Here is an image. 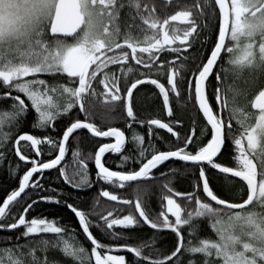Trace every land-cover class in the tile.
Instances as JSON below:
<instances>
[{
	"label": "snow or ice",
	"instance_id": "6c2138e0",
	"mask_svg": "<svg viewBox=\"0 0 264 264\" xmlns=\"http://www.w3.org/2000/svg\"><path fill=\"white\" fill-rule=\"evenodd\" d=\"M54 7L55 0H0V182L10 189L0 198V232L11 234L0 254L7 260L0 258V264H264V212L256 210L264 208V197L246 204V195L232 197L215 182L224 176L238 179L225 171L236 166L238 141L229 135L233 125L223 120L218 104L223 77L216 67L223 53L204 82L209 107L214 115L220 114L223 124L215 147L210 149L212 126L195 102V76L191 102L196 118L186 132L175 110L161 121L164 127L140 120L133 97H127L124 107L126 93L118 101L123 127H117L109 94L93 95L91 89L77 92L78 78L53 72L47 62L33 64L32 49L20 43L23 37L13 30L14 17L23 11L34 32L45 20L50 31ZM32 34L26 33L28 40ZM214 48L215 44L196 69L197 75ZM182 105L178 96L169 107ZM127 109H132L131 114ZM196 120L203 122L199 128ZM82 138L91 143L92 151L79 150ZM128 143L136 146L135 154ZM230 149L228 165L223 160ZM110 160L118 161L115 168ZM177 163L179 167L172 166ZM46 170L57 172V180L62 181L58 189L45 186ZM177 176L184 177L186 187L174 183ZM97 184L100 190L93 192L89 204L80 193L94 190ZM119 190L134 192L135 200L118 195ZM154 192L157 199L152 201ZM100 198L115 206L101 208ZM42 206L57 210L46 217L38 211ZM65 208L73 225L55 219ZM205 223L209 232L201 236L200 226ZM144 230L151 236L133 235ZM36 234L54 237L38 239ZM165 236L171 242L161 249L157 245Z\"/></svg>",
	"mask_w": 264,
	"mask_h": 264
},
{
	"label": "flooded vegetation",
	"instance_id": "af4514ba",
	"mask_svg": "<svg viewBox=\"0 0 264 264\" xmlns=\"http://www.w3.org/2000/svg\"><path fill=\"white\" fill-rule=\"evenodd\" d=\"M113 1L116 0H112L111 3ZM187 1H191V0H187ZM174 3H175L174 1L166 2L162 0H142L141 2L142 5L139 13V26H140L139 34L133 37L129 35L120 36L118 32L115 31L114 20L116 18L114 17V14H112L111 16L112 30L109 29V31H106V33L108 34L103 35L101 37V41L103 45H101V47L97 48L95 51L94 49H90L88 51L85 50L87 53L94 52L93 55L95 57L94 60L87 67L84 78H82L80 75L77 74L67 73L71 75V77L78 78L80 86L77 89V92L80 91V88H83V85L84 86L86 84L97 85L98 87L96 89L97 90L101 89L102 92L101 97H104L105 94H109L107 96V99H109L115 105V111L112 115L113 117H116V119L119 118V114L121 112V106L118 103L121 97V93L127 94V96L125 97V105H124L125 108H127V97H133L134 106H135L136 104L135 101H137V99H136V94L134 95L133 90L136 91V89L140 85L142 88L140 90L143 91V89L145 90L148 89L149 93L153 95L152 98L158 99L159 102H161V104L163 105L164 112L167 113V116H171L173 114V108L169 107V104L170 103L173 104L174 100L176 101V97L179 96L183 101V105L181 107L183 106L185 107L188 101L191 102V84H192L193 76H195L196 74L197 68L196 66H194L193 67L194 69L191 70L190 72L187 71L185 75H182V72L184 68H188L186 62L192 61V63L194 64L197 63L201 58L202 59L200 62H202L206 57L205 54L204 55L197 54L198 56L194 55V57L192 58L190 54L194 52L197 43L201 39L203 30L207 26L208 17L207 16L201 17L199 19L200 21L199 23L194 22V20L189 21L188 22L189 24L192 23L191 28L185 33H179L177 29H175L174 27L177 26L176 23L177 20L179 19L183 20L182 19L183 16H181V14L176 15V20H175ZM229 3L231 6V17H232L233 9L230 0ZM112 4L114 9V2ZM193 17H196V15L194 14V12H191L190 18ZM221 21H222V16L220 18V23ZM183 23L186 24L184 20ZM220 29H221V24H220ZM231 30H232V23H231ZM231 30H230L227 46L229 41L230 42L234 41L231 36ZM77 34L74 37H61L57 35L53 37V39L62 38L70 41L74 39L77 36ZM257 37H262V35H259ZM235 44L237 45L238 43L235 42ZM227 46L216 68V71L219 72L220 75L223 77V79L220 81L219 84L221 92H220L218 104L220 106L221 112L223 113V120L227 121L230 125H232V122H234V124L236 125L235 129L233 127L234 129L232 131L233 134H231L230 136H235L236 139V136H238L237 132L239 131L240 126H244L247 129L246 132L247 134L244 135V137L242 138L244 141H240L241 139L240 140L236 139V141H238V147H243L244 149L248 148L252 151H257L261 147V144L264 143L263 142L264 138H260V140L258 141V145L256 147H251V145L249 144L250 141L247 140V137L250 133L249 125L247 123L244 122L241 123L237 121L232 114L233 103L231 99L232 98L231 89L232 90L234 89L231 86L227 87L226 84H230L233 82L235 84H240V83L248 84V81H245L247 77L244 76L243 78L242 76H240L241 78L239 80L238 79L239 75H236L240 73L239 70L238 71L236 70L237 67H234L235 70L233 69V67H231L232 61H234L233 57L237 54V52L240 51V48L239 51L236 50L237 51L236 52L235 50H233L234 48L232 49L233 45L232 47L230 46L229 47L230 49L228 50H227ZM170 53H173L175 55H169ZM255 59H258V56H256L254 60ZM257 63H254L253 67L256 66ZM223 69L226 70L233 69L238 73L236 72L235 75L224 76L222 75ZM51 70H56V69L51 68ZM58 71L66 73L65 71H63L62 66H61V70ZM133 73L138 74V78L141 79L135 85H132L130 88H127L129 81L132 78L136 77L134 75L132 76ZM199 75L195 76L196 104H197L196 82ZM256 78L258 79V77L254 76L252 78L253 82L252 83L250 82V84L255 88V92H253L251 96L252 97L254 96L255 98L258 97V95H256L257 92L264 88V84H263L262 88L259 89L258 87L259 80H257ZM262 82L264 83V78L262 79ZM181 83H187L186 91L183 88V91L181 92L182 90ZM242 100L244 101L241 93V95H238V98L236 99L238 103L237 105L243 106L245 103L241 104L240 102H242ZM206 106L212 112V110L209 107L207 98H206ZM127 110L129 111V114H131L132 109H127ZM174 110L178 111L179 109H174ZM256 112H259L258 108ZM219 116L220 114L217 113L214 115V118L219 125L223 126ZM165 119L166 118L157 117L155 119L153 118L148 121L154 122L159 127H164V125L161 124V121ZM169 131H171V129H169ZM112 142H114V140ZM227 154L228 153H226V155ZM236 161L238 162L237 159ZM248 162H251L252 164L253 159L249 158L248 155H246V157L241 158V161L238 164L241 165L240 170L229 169V168L225 170L238 171L247 174L248 170H246V167L248 166ZM260 188L261 187L259 185L258 192L260 191Z\"/></svg>",
	"mask_w": 264,
	"mask_h": 264
},
{
	"label": "trees",
	"instance_id": "16d2710c",
	"mask_svg": "<svg viewBox=\"0 0 264 264\" xmlns=\"http://www.w3.org/2000/svg\"><path fill=\"white\" fill-rule=\"evenodd\" d=\"M114 2V9H113V4H108L106 2H103L101 4V6H103V9L108 11L110 13V17L107 18V21L105 22L104 26H108L107 31L112 30V19L111 16L112 14H114V17L116 18L114 20L115 22V31L118 32V34L121 36L123 35H129V36H136L137 34H139V13H140V8H141V2L142 0H116L113 1ZM112 2V3H113ZM106 3V4H105ZM105 4V6H104ZM111 5V6H110ZM113 11V13H112ZM106 12V13H108ZM191 12H194V14L196 15V17L190 18V14ZM202 12V14H201ZM183 16L182 19L186 22V24L183 23V20H177V26H175L174 28L177 29V31L179 33H185L187 32L190 28H191V24H189L188 22L191 20H194V22L199 23V19L203 16H207V26L204 28L203 30V34L201 36V39L199 40V42L196 45V49H194V52L190 54V56H192V58L195 56H198L197 54H205V56L208 55V50L213 48V44H215V46L217 45L218 39H219V32H220V18L222 16V13L220 11V9L217 7V5L214 3L213 0H191V1H177L174 3V17L176 20V15H180ZM207 14V15H206ZM198 15V16H197ZM188 23V24H187ZM175 24V22H174ZM45 42L47 43V50L48 51H52L53 49V41L54 39L51 38L49 36V30L47 27H45ZM233 45V47H232ZM235 45V46H234ZM232 47L233 50H237L239 51L240 48V43H238L237 45L235 44L234 41H229L228 46H227V50L230 49L229 47ZM52 47V48H51ZM236 51V52H237ZM196 53V54H195ZM204 58V57H203ZM202 59V58H201ZM201 59L197 62V63H192V61H188L186 62L187 67L188 68H184L182 75H185L187 71H191L193 70L194 66H196V68L199 67V65L201 64ZM186 69V70H185ZM228 70V72H227ZM223 69L222 71V75L227 76V75H235V73L238 71H234L233 69ZM53 72H59L58 70H52ZM264 70L259 71L261 72V74L257 75L258 76V87L259 89L262 88L263 84H262V79L264 78ZM64 73V72H62ZM238 73V72H237ZM241 74V73H240ZM248 74H250L249 72L247 73L246 76H248ZM69 77H71V75L67 74ZM136 76L134 78H132L128 85L127 88H130L132 85H135L141 78H138V74H132V76ZM197 74H195L196 76ZM237 75V74H236ZM255 76V74H253ZM244 75V77H246ZM253 76V77H254ZM256 77V76H255ZM249 77H247L245 79V81H248ZM214 83H216L214 81ZM92 84H86L85 86L83 85V88H80L79 92H87L89 89L92 90L93 95H102L101 89L97 90L96 88L98 87L97 85ZM99 85V84H98ZM227 87L228 86H232L234 90H241L243 91V93H245L248 96H251L253 92H255V88L250 84V81H248V84L246 83H240V84H235L230 83V84H226ZM80 86V84H79ZM220 86V85H219ZM79 88V87H78ZM181 92L184 90H187V83H181ZM253 88V89H251ZM141 88V85L136 89V91L134 92V95L136 94V99L137 101H135V111L137 113V116L139 117L140 120L143 121H148L150 119H155L157 117L159 118H167V113L164 112L163 109V105L161 104V102H159L158 99H154L152 98L153 95H151L149 93V90H145ZM127 91V90H126ZM245 97V96H244ZM243 97V99H244ZM188 101V99H187ZM3 102H0V105H2ZM186 103V102H185ZM175 104V100L174 103ZM173 108V107H172ZM174 111V108H173ZM176 111V110H175ZM177 117L179 119H182L185 123V129L184 131L186 132L190 122H192L195 118H196V112H195V107L192 104V102L188 101L186 106L184 107H180L178 111H176ZM35 119V114H33V116L30 118L31 120ZM97 123H99V120L97 118ZM113 123L115 126L117 127H123V122L121 119H116V117H113ZM202 121L196 120V124L197 127L199 128L200 126H202ZM232 125L235 129L236 125L234 124V122H232ZM28 127L31 128V122L28 124ZM233 129V130H234ZM139 131H141V133L143 134V132L145 131L144 129H138ZM32 131H37L36 129H32ZM247 129L244 126H240L238 133V136H236V139L240 140V141H244L242 138L244 137V135H246L247 133ZM233 134L230 133L229 135ZM240 136V137H239ZM131 139V137L129 136V140ZM235 139V140H236ZM264 142V141H263ZM74 146H75V142H74ZM147 145H145L146 147ZM126 147L128 149H132L133 150V154L134 150H135V145L128 143L126 145ZM79 150L82 153H86V152H90L92 151V145L91 143L87 140V138H82L80 141V146H79ZM231 149L229 151V153L224 157L223 162L225 164L231 165L232 164V160H231ZM246 151V152H245ZM107 155H112V154H107ZM246 155H248L249 158L253 159V169L251 170L252 173L254 174V177L257 178L258 180V184L260 185V187L263 186L264 184V143L261 144V147L257 150V151H252L248 148H243V147H237V156L236 159L238 160V162L236 161V166L234 168H229V169H241V165H238L241 161V158L246 157ZM66 160L68 162L71 161V153L69 152L68 154H66ZM116 163H118V161H116ZM116 163H113V161H109V164H112L113 168L116 167ZM173 167H179V163L172 165ZM5 167H7V164L5 165ZM163 167V166H162ZM89 168L92 170V179L95 180V168H94V164L90 163L89 164ZM227 169V168H226ZM256 171V174H255ZM23 173L21 172L20 175H22ZM252 174V175H253ZM158 175V173H157ZM256 175V176H255ZM45 177H46V183L45 186L48 188H59L62 184V181H58L57 180V172L55 170H50L48 172H45ZM184 181V177L181 176H177L174 180V183L177 184L178 187H186L187 185L185 183H183ZM217 185L224 190L228 195L235 197V198H240L246 195L247 199L249 198L250 195V190L248 188V186L244 183H242L241 181L235 180V179H230V177L228 176H224V177H217L216 181ZM66 187V186H65ZM108 190L112 189L111 186H107ZM9 190L7 184L0 182V198H3V195L5 193V190ZM261 189V188H260ZM100 190V184L96 185V188L92 191H89L87 193L81 192L80 196L81 198H85L88 197V203L92 204V200L90 199L93 195L94 191H99ZM68 192H72V189H67ZM262 192L261 190L258 192V195L256 197V200L259 201L260 197H264V193H260ZM118 195L124 196V197H128L130 195V197L135 200L136 195L134 192H125L124 190H119V192L117 193ZM75 196V193H73V197ZM150 199L152 201H155L157 199V195L154 192ZM246 199V200H247ZM100 207L101 208H111L113 206H115V202H105V198H100ZM71 202V201H70ZM57 209L55 207H51L49 206L47 208V210H45V208L42 206L38 211L44 212V215L47 217L48 216V212H55ZM188 210H191V208H188ZM259 212H264V208H259L257 207L256 209ZM48 218H52V217H48ZM55 219L59 220L61 223L63 224H69V225H73L74 221L72 218V214L70 213V210L68 209H61L59 212V215H57L55 217ZM201 236L208 234L209 229H208V225L207 223L205 224H201ZM115 231H121L120 227H116L114 229ZM133 235H137V236H151V233L147 230L138 232V233H133ZM6 236H11L10 233H4V232H0V251H2L3 247H4V240ZM21 243H23L24 241L21 240ZM171 242V237L170 236H165L163 239L160 240V242L158 243V247L163 249L166 248L170 245Z\"/></svg>",
	"mask_w": 264,
	"mask_h": 264
},
{
	"label": "rangeland",
	"instance_id": "374dc122",
	"mask_svg": "<svg viewBox=\"0 0 264 264\" xmlns=\"http://www.w3.org/2000/svg\"><path fill=\"white\" fill-rule=\"evenodd\" d=\"M55 0V4H56ZM112 0H81L82 12L85 16V24L77 36L72 40L55 38L53 41V50H47V43L45 42V25L48 21L40 26L39 31L30 30L32 34L31 40L26 39L25 46L32 49V63L47 62V64L56 70H61L66 73L77 74L84 78L87 67L94 60V52L87 53L90 49L100 48L103 45L101 37L107 35L108 26H104L110 13L103 9L101 4L106 2L111 4ZM232 4V30L231 36L236 43H240V51L233 57L231 67H237L239 70L237 75L240 76L248 74L249 80L253 82V74H261L264 70V0H230ZM105 3V4H106ZM104 4V6H105ZM55 9V7H54ZM52 10V17L54 14ZM108 12V13H106ZM9 15L12 13L9 12ZM5 25L7 21H4ZM222 24V23H221ZM262 35V37H257ZM259 38V39H258ZM39 42L38 47L36 44ZM258 42V43H257ZM259 44V45H258ZM86 50V51H85ZM258 56V59L254 58ZM258 62V63H257ZM254 63H257L253 67ZM68 66H67V65ZM235 70V69H234ZM264 72V71H263ZM257 79V78H256ZM258 80V79H257ZM236 81V80H235ZM257 82V81H256ZM255 82V83H256ZM262 84H264L262 82ZM232 87V86H231ZM230 87V88H231ZM233 117L239 121L249 125V135L247 140L250 141L251 147H256L260 138H264V88L259 90L256 95L258 97L248 96L243 91L232 90ZM244 97V101L240 102L242 105H237L236 99L238 95ZM252 97V98H250ZM254 102V104H253ZM259 112L257 111V108ZM253 166L248 162L246 167L247 174L252 175L251 170ZM264 193V186L260 189ZM37 238L48 239L54 237V234H36ZM2 254V251H0ZM7 260L6 256H0ZM101 264H104L101 261Z\"/></svg>",
	"mask_w": 264,
	"mask_h": 264
},
{
	"label": "water",
	"instance_id": "95a60500",
	"mask_svg": "<svg viewBox=\"0 0 264 264\" xmlns=\"http://www.w3.org/2000/svg\"><path fill=\"white\" fill-rule=\"evenodd\" d=\"M166 2H177V1H187V0H162ZM218 8L222 13L221 29L220 35L215 46L212 57L209 60L208 64L202 69L201 74L197 78L196 82V99L197 104L200 107V110L203 111L205 119L208 121V124L212 126L213 129V139L216 140V144L219 142L223 126L219 125L212 113L208 111L206 106V96L204 89V82L207 79L208 73L211 71L212 63L216 61L217 57L224 53L230 30H231V6L229 0H214ZM85 16L82 12L81 0H57L55 4L54 14L51 20L49 36L51 38L57 36L53 33L59 34L61 37H74L84 26ZM223 55V54H222ZM222 58V57H221ZM221 60V59H220ZM220 62V61H219ZM218 62V64H219ZM217 64V66H218ZM217 68V67H216ZM50 170H46L48 172ZM226 172H231L233 177H238V180L244 182L249 190V198L245 203H251L258 195L259 185L258 180L253 175L246 173L225 170Z\"/></svg>",
	"mask_w": 264,
	"mask_h": 264
},
{
	"label": "clouds",
	"instance_id": "9594fccd",
	"mask_svg": "<svg viewBox=\"0 0 264 264\" xmlns=\"http://www.w3.org/2000/svg\"><path fill=\"white\" fill-rule=\"evenodd\" d=\"M32 25L26 18L23 11H20L13 20V30L16 31L23 39L20 43H24L27 39L26 33L30 32ZM5 30L7 31V24L5 25Z\"/></svg>",
	"mask_w": 264,
	"mask_h": 264
},
{
	"label": "bare ground",
	"instance_id": "6f19581e",
	"mask_svg": "<svg viewBox=\"0 0 264 264\" xmlns=\"http://www.w3.org/2000/svg\"><path fill=\"white\" fill-rule=\"evenodd\" d=\"M185 38V37H184ZM178 42V41H177ZM236 74V73H235ZM208 108V107H207ZM208 111L210 112V113H212L210 110H209V108H208ZM216 146V140L215 139H213V143L210 145V149L212 148V147H215Z\"/></svg>",
	"mask_w": 264,
	"mask_h": 264
}]
</instances>
